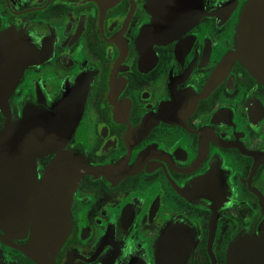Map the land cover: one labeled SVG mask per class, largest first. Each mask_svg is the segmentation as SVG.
<instances>
[{
    "label": "flooded vegetation",
    "instance_id": "flooded-vegetation-1",
    "mask_svg": "<svg viewBox=\"0 0 264 264\" xmlns=\"http://www.w3.org/2000/svg\"><path fill=\"white\" fill-rule=\"evenodd\" d=\"M245 3L0 0V133L31 110L69 129L35 171L13 165L9 206L60 155L89 165L52 264H229L234 240L260 232L264 81L236 53ZM69 95L81 108L54 118ZM27 242L0 227V264H39Z\"/></svg>",
    "mask_w": 264,
    "mask_h": 264
},
{
    "label": "water",
    "instance_id": "water-1",
    "mask_svg": "<svg viewBox=\"0 0 264 264\" xmlns=\"http://www.w3.org/2000/svg\"><path fill=\"white\" fill-rule=\"evenodd\" d=\"M238 24L240 46L236 53L264 81V0H246ZM12 84L13 81L4 80L0 89V106L6 113ZM53 108L55 118L61 115L60 110L64 108H73L77 112L81 107L69 95L54 104ZM31 111L34 113L27 112L15 128L0 133V227L24 233L28 242L20 248L39 264H52L71 227V193L81 172L89 165L78 156L60 155L46 171L41 186L34 184L33 175L25 174L23 179H30L31 182L23 184V206L20 209L10 207L7 179L13 165L16 169L35 171L34 158L46 153L51 145L57 150L56 141L69 132L66 127L46 124L42 118L45 114ZM16 212L20 213L18 217L14 214ZM165 241V238L161 239L162 246ZM162 256L166 255L162 252ZM171 257L184 258L176 253H172ZM229 264H264V214L256 236L244 234L234 240L229 250Z\"/></svg>",
    "mask_w": 264,
    "mask_h": 264
}]
</instances>
